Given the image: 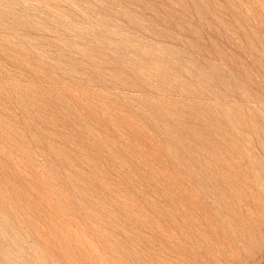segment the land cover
<instances>
[{
	"label": "rangeland",
	"instance_id": "1",
	"mask_svg": "<svg viewBox=\"0 0 264 264\" xmlns=\"http://www.w3.org/2000/svg\"><path fill=\"white\" fill-rule=\"evenodd\" d=\"M0 264H264V0H0Z\"/></svg>",
	"mask_w": 264,
	"mask_h": 264
}]
</instances>
